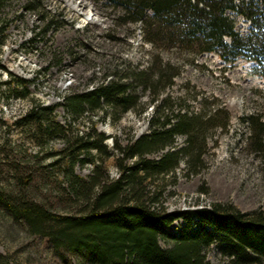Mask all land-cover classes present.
Segmentation results:
<instances>
[{
    "label": "trees",
    "instance_id": "obj_1",
    "mask_svg": "<svg viewBox=\"0 0 264 264\" xmlns=\"http://www.w3.org/2000/svg\"><path fill=\"white\" fill-rule=\"evenodd\" d=\"M95 1H108L122 24L141 25L143 41L155 50L151 64L127 70L124 77L116 75L89 91L68 95L62 105L34 101L13 124L39 146L54 138L65 139L66 147L52 155L56 159L51 167L66 169L71 193L82 200L85 209L74 215L55 214L25 197L36 172L13 160L9 171L19 190L14 195V191L6 194L0 188V208L16 221L23 220L57 256L78 255L83 264H210L206 252L213 246L222 256V264H264V212H242L221 203L169 212L163 190L151 188L156 176L174 175L182 163L188 175L200 174L206 168L204 157L213 131L225 133L231 123L230 111L218 100L197 97L201 107L195 111L183 105L185 98L165 95L181 67L164 62L160 52L172 50L190 57L216 54L229 66L244 59L255 63L264 79V9L259 6L264 0ZM43 12L44 24L36 35H47L52 28V19ZM229 13L251 23L246 35L237 31ZM9 75L10 80L3 83L7 98L29 99V82ZM139 88L148 93L149 103L143 102ZM60 106L72 120L89 116L91 131L68 140L71 124L56 121ZM149 107V133L124 147L116 142L118 177L105 176L103 163L95 161L92 151L110 156L109 138L95 132L94 118L112 117L119 122L125 114L140 109L143 113ZM242 120L260 149L264 122L259 115ZM180 136L185 138L183 145L177 144ZM161 152L160 158H151ZM88 158L95 169L84 179L76 174L75 165L87 163ZM202 194L208 191L202 190ZM180 220L185 222L184 230L178 235L170 233L167 229ZM161 240L170 247H162Z\"/></svg>",
    "mask_w": 264,
    "mask_h": 264
},
{
    "label": "rangeland",
    "instance_id": "obj_2",
    "mask_svg": "<svg viewBox=\"0 0 264 264\" xmlns=\"http://www.w3.org/2000/svg\"><path fill=\"white\" fill-rule=\"evenodd\" d=\"M35 2L33 6H30ZM264 9V2H259ZM43 9V10H42ZM42 11L52 19L47 35L39 33L43 26ZM43 12V13H44ZM236 29L246 35L249 22L234 13ZM140 24H122L118 12L108 1L95 0H2L0 6V188L6 194L18 192V184L9 171V161L35 170V180L25 189L24 196L49 212L74 215L84 211L82 200L72 195L66 169L52 168V157L66 147L64 138H54L39 146L14 122L23 116L33 102L45 106L63 104L73 93L89 91L113 77L126 75L127 70L143 69L152 62L155 50L143 41ZM164 62L180 66V75L165 95L186 99L184 106L197 111V97L218 100L231 113L227 132L213 131L204 157L206 168L198 175H188L182 163L174 175L156 176L152 187L163 190L164 206L169 212L198 209L212 204H232L242 212H264V137L262 147L251 139L250 127L243 122L248 115H259L264 122V79L255 63L244 59L227 65L216 54L190 57L186 53L163 50ZM29 82L32 95L27 100L7 98L4 82L10 75ZM144 103L150 96L142 88L137 91ZM152 107L145 112L125 114L119 122L114 118H94L95 132L107 136L111 155H92L103 163V173L118 177L115 143L128 145L133 139L149 133L148 119ZM56 121L72 128L67 139L91 131L89 116L72 120L60 106ZM94 132V133H95ZM216 132V133H215ZM185 138H177L183 145ZM163 154L151 158L158 159ZM103 157H105L103 159ZM91 158L77 163V175L88 179L95 169ZM93 159V158H92ZM207 190L208 194H202ZM183 220L167 230L180 234ZM164 248L170 244L161 240ZM210 264H222L216 246L206 252ZM0 264H83L80 256H57L46 240L32 234L28 225L16 221L0 208Z\"/></svg>",
    "mask_w": 264,
    "mask_h": 264
}]
</instances>
